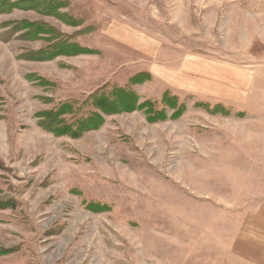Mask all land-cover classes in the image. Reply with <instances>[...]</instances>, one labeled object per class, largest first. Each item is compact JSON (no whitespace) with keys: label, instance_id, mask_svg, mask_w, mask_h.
Listing matches in <instances>:
<instances>
[{"label":"rangeland","instance_id":"1","mask_svg":"<svg viewBox=\"0 0 264 264\" xmlns=\"http://www.w3.org/2000/svg\"><path fill=\"white\" fill-rule=\"evenodd\" d=\"M53 1L0 14V264H264V0ZM105 84L166 118L39 126Z\"/></svg>","mask_w":264,"mask_h":264},{"label":"trees","instance_id":"2","mask_svg":"<svg viewBox=\"0 0 264 264\" xmlns=\"http://www.w3.org/2000/svg\"><path fill=\"white\" fill-rule=\"evenodd\" d=\"M44 1L45 0H0V14H8L18 9L36 10L38 11L37 13L42 14L43 12H41V10L38 8H43L42 6L44 4ZM47 1L50 4L49 14H56V10L54 9L57 4L53 0ZM15 27L18 29L19 27H22V29L29 31L30 35L28 36H33V34L38 35L40 33L46 32L52 35L53 32L52 29L48 30L44 28V26L41 24H34L28 22L17 23L15 24ZM45 54V58L47 60L43 59L40 56L33 59L37 61H49L59 55H83L92 54V52L82 49L75 45L67 44L65 46H61L60 49H54L52 53ZM148 78H150V76L147 73L139 72L129 79L128 85L135 86L138 84H142L143 82L147 81ZM43 82V80H40V83ZM177 101L178 100L175 96H169L168 94L164 93L161 96L160 104L162 106L165 105L171 108L174 107L175 111H177L178 108L182 107L177 104ZM85 102L90 104L91 110H88L86 113L77 112V120L74 125L67 123L66 120L62 118V116H64L65 114L73 112L70 105L63 104L57 109L41 113V122L39 126L43 130L51 132L57 137L65 135L73 139H78L84 133L98 130L104 123L103 117L106 116H113L124 113L130 114L142 111L145 115V120L150 124L156 123L166 118L164 114V109L159 111L152 110L150 108L151 103L148 100L144 102H139V96L137 95V93L125 86H109L108 84H105L99 87L91 94H89L88 99ZM212 109L214 113H220L225 116L229 112L225 109V107L221 106L220 104L215 105Z\"/></svg>","mask_w":264,"mask_h":264}]
</instances>
